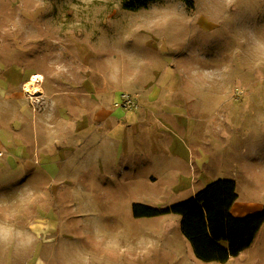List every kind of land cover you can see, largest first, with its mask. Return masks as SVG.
<instances>
[{"label":"rangeland","instance_id":"1","mask_svg":"<svg viewBox=\"0 0 264 264\" xmlns=\"http://www.w3.org/2000/svg\"><path fill=\"white\" fill-rule=\"evenodd\" d=\"M0 69V264H221L132 203L231 178L264 209V0H0ZM225 264H264V224Z\"/></svg>","mask_w":264,"mask_h":264},{"label":"trees","instance_id":"2","mask_svg":"<svg viewBox=\"0 0 264 264\" xmlns=\"http://www.w3.org/2000/svg\"><path fill=\"white\" fill-rule=\"evenodd\" d=\"M158 0H121L128 10L145 8ZM238 198L236 182L218 178L189 198L164 207L133 202L135 218L165 214L180 216V232L189 242L195 257L204 262L225 264L248 248L264 224V209L244 216H235L231 207Z\"/></svg>","mask_w":264,"mask_h":264},{"label":"crops","instance_id":"3","mask_svg":"<svg viewBox=\"0 0 264 264\" xmlns=\"http://www.w3.org/2000/svg\"><path fill=\"white\" fill-rule=\"evenodd\" d=\"M0 71L2 72V69H0ZM0 72V73H1ZM6 78L1 77L0 76V111H1V105H2V109H6V102H7V97H8V94H7V82H6ZM11 95V94H10ZM149 99H151L153 97V95H149ZM114 103V102H113ZM113 107L114 104H113ZM119 119V118H118ZM118 119H116L118 121ZM109 121V120H108ZM125 123V122H124ZM123 123V125H124ZM126 123H130L128 121H126ZM3 130L2 129V125H1V117H0V158L4 161H8V149L6 148V146L3 144L5 143V140L3 141L1 139V137L3 136L2 133H3ZM81 148V147H80ZM234 205V204H233ZM233 205L231 207V210L233 209Z\"/></svg>","mask_w":264,"mask_h":264},{"label":"built area","instance_id":"4","mask_svg":"<svg viewBox=\"0 0 264 264\" xmlns=\"http://www.w3.org/2000/svg\"><path fill=\"white\" fill-rule=\"evenodd\" d=\"M137 99L128 93H121L117 100L114 101V106L124 109H132L137 107Z\"/></svg>","mask_w":264,"mask_h":264},{"label":"bare ground","instance_id":"5","mask_svg":"<svg viewBox=\"0 0 264 264\" xmlns=\"http://www.w3.org/2000/svg\"><path fill=\"white\" fill-rule=\"evenodd\" d=\"M38 77H39L38 75H35V76L32 78V80H33V81H36Z\"/></svg>","mask_w":264,"mask_h":264}]
</instances>
